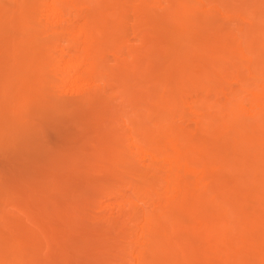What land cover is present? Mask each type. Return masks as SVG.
I'll return each instance as SVG.
<instances>
[{
    "label": "bare ground",
    "instance_id": "1",
    "mask_svg": "<svg viewBox=\"0 0 264 264\" xmlns=\"http://www.w3.org/2000/svg\"><path fill=\"white\" fill-rule=\"evenodd\" d=\"M0 264H264V0H0Z\"/></svg>",
    "mask_w": 264,
    "mask_h": 264
},
{
    "label": "rangeland",
    "instance_id": "2",
    "mask_svg": "<svg viewBox=\"0 0 264 264\" xmlns=\"http://www.w3.org/2000/svg\"><path fill=\"white\" fill-rule=\"evenodd\" d=\"M130 16H132V15L130 14ZM132 17H133V16H132ZM130 19H131V18H130ZM131 21H132V20H131ZM130 23H131V22H130ZM130 23H129V24H130ZM136 43H138V42L136 41ZM135 45H137V44H135ZM135 45H134V47H135ZM140 46H141V45H140ZM136 47H137V46H136ZM109 58L111 59V64H113V63H114V61H112V60H113V57L110 56Z\"/></svg>",
    "mask_w": 264,
    "mask_h": 264
}]
</instances>
